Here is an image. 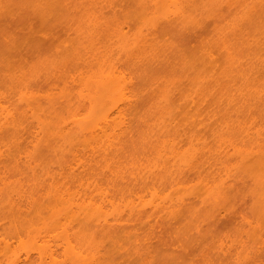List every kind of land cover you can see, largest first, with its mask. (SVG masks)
I'll return each instance as SVG.
<instances>
[{
	"label": "rangeland",
	"instance_id": "rangeland-1",
	"mask_svg": "<svg viewBox=\"0 0 264 264\" xmlns=\"http://www.w3.org/2000/svg\"><path fill=\"white\" fill-rule=\"evenodd\" d=\"M140 1L0 0V264H264V212L255 197L264 168L252 162L264 157V150L259 151L264 144V13L256 11V0H163L167 7L161 0ZM145 2L159 18L153 20L154 11L143 9ZM244 2L249 4L240 6L237 14L229 13L230 6ZM160 4L182 12L170 7L163 15ZM170 15L179 17L166 21ZM232 19L240 24L235 32ZM232 31L237 32L234 37L228 34ZM227 36L239 50L231 48L233 58L221 46ZM99 68L118 70L112 73L133 85H126L131 110L125 105L124 113L129 112L124 119L129 121L115 122L127 132L116 133L118 143L110 136V146H100L103 151L98 152V144L97 151H80L86 167L78 177L59 172L58 166L52 177L39 167L33 173L21 161L26 157L18 156L41 151L44 139L37 140L38 134L36 146L41 147L28 144L36 143L37 120L68 116L60 93L78 99V93L83 94L81 87L72 86L74 80L76 85L88 77L89 83L104 73ZM64 83L72 88L64 89ZM76 100L71 101L73 109L86 120L87 109ZM159 108L168 110V120ZM7 118L12 123H6ZM13 120L23 124L20 127L27 125L25 132L21 128L24 133L19 127V135L12 132L17 126ZM240 127L249 135L241 134ZM241 156L251 164H242L246 159ZM50 158L41 168L50 170ZM54 177L56 182L50 183ZM51 184L89 213H75L70 226L68 218L61 219L60 205L54 210L60 218L52 217L51 208L60 198H39ZM94 185L101 186L108 199L110 193L121 198L111 197L110 202ZM30 191L40 195L35 202L21 196ZM48 202L55 204H48L49 212L39 219L38 210ZM61 210L65 216L66 209ZM105 221L109 225L103 227ZM66 224L69 227L62 229ZM41 243L43 257L36 249Z\"/></svg>",
	"mask_w": 264,
	"mask_h": 264
},
{
	"label": "bare ground",
	"instance_id": "bare-ground-1",
	"mask_svg": "<svg viewBox=\"0 0 264 264\" xmlns=\"http://www.w3.org/2000/svg\"><path fill=\"white\" fill-rule=\"evenodd\" d=\"M140 1V0H139ZM143 1V0H142ZM155 1V0H154ZM158 1V0H157ZM162 2H161V4L163 3L164 5H165V3H167L168 1H163V0H161ZM236 2L238 1V0H235ZM256 1H258L257 3H258V5H259V8H258V10H256V9H254V10H256L257 12H260V13H264V4L262 5V4H259V2H262L261 0L259 1V0H256ZM256 1H252V3H255ZM147 2V1H146ZM146 2H145V4H146ZM153 2V1H152ZM160 2V1H159ZM165 2V3H164ZM140 3H141V1H140ZM139 3V4H140ZM156 2H154V4H155ZM170 3V2H169ZM172 3V2H171ZM170 3V4H171ZM177 3V2H176ZM175 3V4H176ZM251 3V5H253V7H254V5L255 4H252ZM143 4V3H142ZM150 4V3H149ZM152 4V3H151ZM160 4V5H161ZM170 4H168V5H170ZM243 4H249V3H242V4H239V5H233V7L232 6H230V9H229V13H233V14H235L236 13V11H238L239 9L238 8H240V6H242ZM160 5L158 6V5H154V6H156V7H159L160 8ZM167 5V4H166ZM165 5V7H167ZM251 5H250V7H251ZM257 5V4H256ZM258 5L255 7V8H257L258 7ZM147 6V4L146 5H144L143 6V9L145 8ZM149 7H146V8H148V9H151L150 8V6L152 7L153 5H148ZM171 6H173V4H171ZM170 6V7H171ZM161 7H162V9H163V7L164 6H162L161 5ZM165 7H164V12H161L162 10H160V12L161 13H163V15L164 14H167V13H165L166 11L168 12V11H170L171 12V10H168V9H170V7L168 8V9H165ZM177 7V6H176ZM178 7H179V5H178ZM152 8H154V7H152ZM231 8H233V9H231ZM143 9H141V10H143ZM148 9H144V10H148ZM171 9H172V11H181L180 9L178 10V9H174V7H171ZM139 10H140V8H139ZM143 10V11H144ZM152 10V9H151ZM166 10V11H165ZM252 10V9H251ZM152 11H154V14H157V13H155V11H157V10H152ZM152 11H151V13H152ZM174 11V12H175ZM248 11V10H247ZM141 12V11H140ZM170 12H169V14H170ZM182 12V11H181ZM179 13L180 14V16L182 15V13ZM246 12V11H245ZM249 12V11H248ZM248 12H246L247 14H248ZM145 13V12H144ZM143 13V14H144ZM176 14L178 13V12H175ZM140 15L142 14V13H139ZM145 14H147V13H145ZM154 14H151L152 15V19L153 18H156V17H158V15L159 14H157V16H154ZM169 14L168 15H166V16H168L169 17ZM174 14V13H173ZM175 14V15H176ZM237 14V13H236ZM251 14V13H250ZM257 14V13H256ZM142 16H144V15H142ZM165 16V20L167 21H170L171 20V16H174V15H170V19L169 18H167ZM147 17V16H146ZM149 17V16H148ZM175 17V16H174ZM178 17H179V15H178ZM178 17H175V18H172V20L170 21V22H174L173 20L174 19H176V18H178ZM222 17H225V15L224 16H221V18ZM143 18H145V17H143ZM159 18V17H158ZM157 18V19H158ZM161 18V17H160ZM164 19V18H163ZM226 20H224V21H226V23H227V18H225ZM153 20H155V19H153ZM233 21V19L230 21V22H232ZM234 21L236 22V18H234ZM234 21H233V23H232V25H234V27H235V25H236V28H233L232 26H231V28H233L234 29V32L236 31L235 29H239V28H237L238 27V25H240V24H234ZM237 21H238V19H237ZM156 22V21H155ZM166 23V24H172V23ZM154 23V22H153ZM226 23H225V26H226ZM229 24V23H228ZM199 26V25H198ZM240 27V26H239ZM199 28V27H198ZM201 28H202V26H201ZM226 28V27H225ZM233 29H230L229 31H231V30H233ZM239 31V30H238ZM229 34V36L230 35H232L233 37H234V35L233 34H237V32L236 33H233V31H232V34H230V33H228ZM235 36H238V35H235ZM233 37H225L223 40H222V43H221V46L222 47H224V49L227 51L226 53L228 54V56H230L231 58H233L232 56V52H230L232 49L231 48H233L232 47V45H231V40H233L234 38ZM233 43V42H232ZM235 43V42H234ZM236 45V44H235ZM235 49H236V47H234ZM237 50V49H236ZM236 50H235V52H236ZM237 51H239V50H237ZM234 54V53H233ZM236 54H238V53H236ZM240 55V54H239ZM238 55V56H239ZM229 58V57H228ZM234 58H236V55H235V57ZM239 58V57H238ZM78 59L79 60H81L82 62H84L83 64L84 65H86L85 63V60H84V58L82 59V57L81 56H79L78 57ZM230 59V58H229ZM78 60V61H79ZM234 60H236V62H237V59H234ZM228 63H234V62H230V61H228ZM238 63V62H237ZM78 64L80 65L81 63H79L78 62ZM77 64V65H78ZM229 64V65H230ZM236 64V63H235ZM235 64L233 65V66H235ZM82 65V64H81ZM103 68H104V66H102ZM106 67V66H105ZM112 67V66H111ZM111 67H110V69H111ZM237 67V66H236ZM261 67H263V66H261ZM232 68V67H231ZM91 69V68H90ZM93 69V68H92ZM92 69H91V71H92ZM100 69V68H99ZM106 69V68H105ZM110 69H106L107 71L108 70H110ZM229 69H230V67H229ZM233 69V68H232ZM234 69H235V67H234ZM261 69V68H260ZM264 69V68H263ZM100 70H102V69H100ZM106 70H105V72L102 70L101 72H104L103 74H101V75H98V77H94L95 79H93V77L91 78V81L88 83V81H87V83L85 82V80H87V78L88 77H86V79H81V80H84L83 82L84 83H82L81 81V84H79L80 82H78V84H76V85H74L75 83H76V80H74L75 81V83L74 82H72V83H74L72 86H76V87H81L80 89L81 90H84L85 91V89L87 90V91H85L84 93H83V91H81L80 90V92H82V96H83V98H82V96H80L81 95V93H78V99H79V97H80V99L78 100L77 98V100L75 99V95L73 96V95H66V94H64L62 91H63V89H62V93H60V96H61V94L63 95V102H66L67 103V111H68V113H69V115L68 116H61L60 118H57V117H55V116H52V115H46V116H44L45 117V119L47 120V119H53L52 121H42V120H37V124H38V128H39V131H38V128L36 127L35 128V133H34V131H33V140H34V142H36V143H34V145L33 144H31V143H28V144H30V146L32 145V147L31 148H36V147H38L37 149H39V147H41V146H36L37 145V141L35 140V138L38 136V138H37V140L38 139H41V140H43L44 139V141H42V142H40V141H38V142H40V143H42V147L40 148V150L42 151L44 148H45V152L47 151L48 152V154H47V152L46 153H44V151H42L43 153H41V151L39 152V150H37L36 152H38V153H34V151H33V154L32 153H30L29 151V155H24V154H27L28 152H24V151H27L26 149L25 150H19L20 152H24V153H22L23 155H20V156H18V160H19V157H21L22 156V158L25 156L26 158H24V159H21V161H22V163H24V165L25 166H27V165H30V167L29 166H27L29 169L31 168V170L33 171V173H34V171H35V167H39L40 168V171L42 172L43 171V169L44 170H46L45 171V176H48V177H52V176H55V175H53V174H55V172H57L58 171V167H59V172H61V173H64V172H68V173H70L73 177H78V171H80V169L81 170H85V167H86V165H85V163H84V161H82L81 160V158H80V151H82V150H84V149H86V148H88L87 149V151H91V152H94L95 150L97 151V149L100 147V146H105V147H107L106 145H104V144H107V143H109V142H107V141H110L109 139H111V138H115L116 139V133L117 134H119V135H121L119 132H123V131H125V132H127V130L125 129V127H122V125L120 126V124H118L119 123V121H120V123L122 122L121 121V119L120 118H122L123 119V121L125 120L124 119V116L131 110V109H129V107H130V104H129V102H128V104H126V99H128V93L126 94V85L127 84H129L130 82L128 81V82H124L125 80H123V79H121V77H119V76H117V74H114V73H112V72H115V69H114V71L113 70H110V72H106ZM117 70V69H116ZM96 71V70H95ZM95 71H93L94 73H96ZM99 71V70H98ZM230 72H231V70H229ZM228 71V72H229ZM239 71V70H238ZM237 71V73L239 74V72ZM90 72V71H89ZM100 72V73H101ZM118 72H120V71H118L117 70V72H115V73H118ZM228 72H226V76H230L231 74H234V73H230V75H228L227 73ZM88 73V72H87ZM98 73V72H97ZM81 74L83 75V72H81ZM93 74V73H92ZM82 75H80V76H82ZM119 75H121V76H123L122 74H119ZM84 76V75H83ZM87 76V75H86ZM93 76V75H92ZM95 76V75H94ZM232 76V75H231ZM234 77H235V74L233 75ZM236 76H237V74H236ZM239 76H241V73H240V75H238V77ZM244 76V75H243ZM242 76V77H243ZM89 77H91V75H89ZM75 78V77H74ZM79 78V77H78ZM82 78V77H81ZM84 78V77H83ZM230 78V77H229ZM89 79V78H88ZM230 79H232V78H230ZM235 78H233V80H234ZM235 81V80H234ZM233 82V81H232ZM86 83V84H85ZM125 83V84H124ZM65 84V83H64ZM78 85V86H77ZM84 85V86H83ZM86 85V86H85ZM129 85H131V86H133L132 84H129ZM65 86H67L68 88H70L71 86L70 85H67V84H65L64 85V87ZM83 86V87H82ZM63 87V88H64ZM67 87H65L64 89H68ZM74 87H73V89H74ZM72 88V87H71ZM84 88V89H83ZM128 88V87H127ZM133 93V92H132ZM135 93V92H134ZM133 93V94H134ZM85 94V95H84ZM66 95V96H65ZM70 96H72V97H70ZM166 96V95H165ZM51 98V97H50ZM55 98V97H54ZM163 98L164 97H162V102H166V99H164V101H163ZM168 98V97H167ZM56 99V98H55ZM76 100V101H74V103H77V105L78 106H82V107H84L85 109H87V112H88V114H85V112H83L84 113V115L83 116H85L84 118H86V120H83V119H79V118H82V116L81 117H79V116H77L78 114L74 111V110H76V108H74L73 109V107H74V105L72 104V100ZM51 100V99H50ZM229 100H232V99H229ZM46 101H48V100H46ZM55 101H57L58 102V100H55ZM72 101V102H71ZM168 101V100H167ZM233 101V100H232ZM162 102H161V104H162ZM49 103H52V101L51 102H49ZM48 103V104H49ZM54 104V103H53ZM52 104V106H54ZM59 104V103H58ZM133 104V103H132ZM167 104V105H166ZM165 105L167 106V107H169L168 105V103H166ZM50 105V104H49ZM125 105H128V107H127V109L129 110L127 113H124V110H125ZM77 106V107H78ZM108 106V107H107ZM132 107H133V105H131ZM159 106V105H158ZM157 106V107H158ZM161 106V105H160ZM163 107H164V104L162 105ZM39 108V110H42V109H40V108H42L41 106L39 107V106H35V108ZM65 107V108H66ZM76 107V106H75ZM162 107V108H163ZM37 108V109H38ZM48 107H46V109H47ZM56 108V107H55ZM162 108H159L160 110L162 109ZM49 109V108H48ZM47 109V110H48ZM158 109V108H157ZM165 109H170V108H165ZM43 110H45V108H43ZM78 110V109H77ZM163 110V109H162ZM161 110V111H162ZM71 111H73V113L71 112ZM156 111H158V110H156ZM165 111H168V110H165ZM165 111L163 110V114H165V115H163V117L162 118H164V120H165V117H166V119L168 120V115L169 114H167V116H166V113H165ZM169 111H171V110H169ZM46 111H44L43 113H45ZM49 112V111H48ZM51 112H53L52 110H51ZM75 112V113H74ZM79 112H81V111H79ZM126 112V111H125ZM43 113H41V114H43ZM53 113H56V111L55 112H53ZM171 113V112H170ZM39 114V113H38ZM46 114V113H45ZM40 115V114H39ZM80 115V114H79ZM123 115V116H122ZM157 115V114H156ZM49 116H51V117H53V118H48ZM119 116H122V117H119ZM37 117H42V115L41 116H38L37 115ZM47 117V118H46ZM55 117V118H54ZM75 117H77V118H75ZM116 117H118V121H117V118ZM126 117V116H125ZM159 117H161V114H160V116ZM159 117H157L159 120H160V118ZM13 117H11V119H12ZM35 118H36V115H35V117H34V120H35ZM162 118H161V120H160V122H163L162 121ZM1 119V118H0ZM3 119V118H2ZM54 119H58L57 121H55ZM5 120H6V118H5ZM115 120V121H114ZM14 121V120H13ZM126 122L127 121H129V120H125ZM12 123V121L10 120V118H7V121H6V123ZM33 123L35 122V121H32ZM32 122H31V124L29 123L28 125H32ZM115 122H118V123H114ZM158 123V125H160L161 123ZM14 123H16L15 121H14ZM129 123V122H128ZM113 124H114V126H116L117 127V130L116 129H114L113 127H111V126H113ZM121 124H126V123H121ZM15 125H17V126H13V125H11V126H13L15 129L16 128H20V130L22 131L24 128H27V125H25L24 127H20L21 125H23V124H21L20 126H18V123H16ZM129 125V124H128ZM118 126H119V128H122V130L120 129V131H119V129H118ZM130 126V125H129ZM162 126V125H161ZM32 128H34L35 126H34V124H33V126H31ZM30 127V128H31ZM126 127H127V125H126ZM21 128H23V129H21ZM129 129H131V127H128ZM159 128V127H158ZM157 128V129H158ZM263 128V127H262ZM15 129H13L12 130V132L13 133H16L15 131H17V129L15 130ZM160 129H162V128H159L158 130L159 131H161ZM9 130H11V129H9ZM19 130V129H18ZM27 130V129H26ZM117 132H116V131ZM262 130V129H261ZM260 130V131H261ZM264 130V129H263ZM7 131V130H6ZM21 131H20V133H21ZM38 131V132H37ZM165 131V130H164ZM241 134L242 133H245L246 135H249V132H247V130L246 129H244V128H242V127H240L239 128V130H238ZM11 132V133H12ZM19 132V131H18ZM17 132V133H18ZM23 132V131H22ZM24 132H25V129H24ZM23 132V133H24ZM27 132H28V130H27ZM27 132L25 133V134H27ZM114 132H115V134H114ZM124 132V133H125ZM129 132V131H128ZM13 133L11 134V135H13ZM16 133V134H17ZM123 133V134H124ZM257 133V132H256ZM29 134V133H28ZM35 134H38L36 137L34 136ZM244 134V135H245ZM254 134V133H253ZM261 134H262V131H261ZM17 135H19V133L17 134ZM113 135V136H112ZM118 135V139L122 136H119ZM245 135V136H246ZM257 135V134H256ZM109 136V138H107ZM110 136H112L111 138H110ZM259 136V135H258ZM22 137H23V135H22ZM106 138V139H104V138ZM260 137V136H259ZM264 138V137H263ZM262 138V139H263ZM17 140H18V138H16ZM20 139V138H19ZM75 139V140H74ZM105 140V141H103V140ZM115 139H113L114 141H115ZM22 140V139H21ZM102 140V141H101ZM45 141H46V143H45ZM116 141H117V139H116ZM116 141H115V143H116ZM262 141H264V140H262ZM21 142H26V138H25V141H21ZM99 142V143H98ZM100 142H101V145H99L100 144ZM105 142V143H104ZM258 142H261V138H260V141H258ZM44 143V144H43ZM93 143V144H92ZM95 143V144H94ZM117 143H118V141H117ZM24 144V143H23ZM96 144H98V148H97V145ZM20 144H19V142H18V145L17 146H15V147H17L18 148V146H19ZM38 145H41V144H39L38 143ZM92 145L94 146V148L92 147ZM107 145H109L110 146V144H107ZM260 145L261 146H263L264 144H261L260 143ZM23 146H25V145H23ZM22 146V147H23ZM96 146V147H95ZM257 146H259V144L257 143ZM261 146H259L261 149L259 150V151H261V150H264V149H262L263 147H261ZM22 147H20V148H22ZM258 147V148H259ZM257 148V149H258ZM47 149V150H46ZM102 149H104V147L102 148V147H100V149H98V152H99V150H101V151H103ZM256 149V150H257ZM32 150V149H31ZM93 150V151H92ZM86 151V150H85ZM51 152H52V156H51ZM258 152V151H257ZM16 153H18V152H16ZM50 153V154H49ZM55 153V154H54ZM253 153V152H252ZM258 153H261V152H258ZM263 153V152H262ZM18 154H20V153H18ZM255 154V153H254ZM264 154V153H263ZM1 155V154H0ZM17 155V154H16ZM31 155V156H30ZM41 155H44V156H41ZM45 155H48V156H45ZM54 155V156H53ZM249 155H251V154H249ZM248 155V156H249ZM256 155H258V154H256ZM49 156H51V157H54V158H50ZM100 157H102L101 155H99ZM12 157V156H11ZM44 157V158H43ZM47 157H49L50 158V160L49 161H51L52 162V164H50L49 166V169L50 170H48V168H46V167H48V166H46V167H44V168H41V167H43L42 165H43V162H45L46 160H48L47 159ZM242 158H245V157H243V156H241ZM259 157H262V156H260L259 155ZM43 158V159H42ZM46 158V159H45ZM56 158V159H55ZM250 158H252L251 156H250ZM249 158V160L251 161V159ZM25 159H26V161H25ZM45 159V160H44ZM53 159H55L54 161H53ZM246 159V158H245ZM248 159V158H247ZM244 160L243 162H242V164L243 163H245V161H247L248 162V160ZM24 161V162H23ZM49 161H47V162H49ZM51 162H49V163H51ZM56 164H55V163ZM252 162H254L253 163V165H256V166H261V167H263L264 168V157H262V158H258V159H255V161H252ZM247 164V163H246ZM245 164V168H249V170H251V171H254V170H252V169H250L251 167H254L253 165L251 166V165H249V166H247ZM248 164H251V162H248ZM52 165H54V166H52ZM58 166V167H57ZM33 167V168H32ZM56 167V168H55ZM244 167V166H243ZM39 168H36L37 170L36 171H38V172H40L38 169ZM46 168V169H45ZM257 168V167H256ZM256 168H254V169H256ZM34 169V170H33ZM48 170V171H47ZM51 170H53V172L51 171ZM54 170H57V171H55L54 172ZM246 171H248V169H246ZM262 171V170H261ZM47 172H49L48 173V175H47ZM52 172V173H51ZM249 172V171H248ZM259 172V171H258ZM43 173H44V171H43ZM52 174V175H49V174ZM60 173V174H61ZM252 173H254V172H252ZM260 174V173H259ZM254 176V175H253ZM255 177V176H254ZM35 177H33V179H34ZM258 178V177H257ZM256 178V179H257ZM37 179L39 180V178L37 177ZM53 179H55V177L54 178H51V180H50V183H51V181L53 182V184L56 182L55 180V182L53 181ZM56 180H57V178H56ZM40 181H41V179H40ZM39 181V182H40ZM254 183H255V180L253 181ZM80 183H83V182H80ZM258 185H255V187L257 188L258 186H260V187H258L257 189H259L258 191H256L254 194L255 195H257V196H255L257 199H259V205H260V208H261V212H264V178L262 177V176H260L259 177V179L257 180V182H256ZM84 184V183H83ZM36 185V183H34V185L33 186H35ZM37 186H38V184H37ZM52 187V188H51ZM33 188H37V187H33ZM53 188H55L52 184L50 185V190L49 191H47L46 193H43V194H40V195H43V196H40V195H38V193H36L35 191V193L33 194L32 193V191H30V192H28V193H31L29 196H28V194H26V193H21L22 195L21 196H24V198H30V200H32V201H34L35 202V200L38 198V196H40L39 198H41V197H47V200L49 199H55L56 201H58L59 200V198H60V202H57L56 204H55V206H53L52 205V203H47V205H45L42 209L40 208L39 210H41V211H39L38 210V214L40 215V216H38V218L40 219V218H43V217H45V215H43V214H45L44 212H49V211H46V208H49L50 206L49 205H51V209L53 210L52 212H53V216L52 217H54V218H60V216H57V215H59V213H57V211L55 212L54 210L55 209H59L60 207H57V206H60L61 205V207L62 208H60L59 209V212L61 213L60 215H61V217H64V218H61V219H66V218H68L67 220H69L70 222H68L67 224L69 225L70 224V226H71V224H72V222H74V219H69V218H72L74 215H75V213L77 214H81V212H83V213H85V215L86 214H88L89 212H88V210H86V209H89V208H83L82 209V207L81 206H83V205H81V206H79L78 204H76V202H78V201H76V200H72L70 197H69V195H66V196H63V195H61V193L62 192H59V191H57V190H59V189H56V191H55V189H53ZM38 189V188H37ZM51 189H53L52 191H51ZM97 190L98 191V195L100 194V196L102 197V198H104L105 199V197L107 198L108 196H106V191H102V188H101V186H97V185H94L93 186V190ZM93 190L91 189L90 190V192H93ZM37 192H39V190L37 191ZM116 192V191H115ZM118 193V192H117ZM116 193V196H118V194ZM27 196H26V195ZM107 194H109V193H107ZM112 194V195H111ZM119 194H121L120 192H119ZM110 195H111V197H115V193H114V196H113V193H110ZM37 196V197H36ZM64 197V198H63ZM69 197V198H68ZM111 197H109V199L107 198V200H109L110 201V198ZM57 198V199H56ZM64 199L65 201H66V203L67 204H65V205H62L61 204V200L62 199ZM65 198H67V200L65 199ZM116 198H121V196L120 197H115V199ZM255 198V199H256ZM35 199V200H34ZM112 199L113 198H111V201H112ZM70 201V200H72V203H71V201H70V204H68L69 202H67V201ZM53 202H54V200H52ZM55 201V202H56ZM76 201V202H75ZM110 201V202H111ZM62 202H64L63 200H62ZM114 202V201H113ZM58 203H60V204H58ZM49 204V205H48ZM75 204V205H74ZM66 205H68V206H66ZM64 206H66V208L64 207ZM75 206L77 207V208H79V212H78V209L76 208V210H75ZM46 207V208H45ZM54 207H57V208H54ZM64 207V208H63ZM45 208V209H44ZM256 208V207H255ZM257 208H259V207H257ZM61 209H63V211L65 210V216H68V217H65L64 216V214L61 212L62 210ZM86 210V211H85ZM257 210V209H256ZM51 211V210H50ZM257 211H259V210H257ZM88 212V213H87ZM260 212V211H259ZM41 213V214H40ZM46 213V214H47ZM57 216H55V215ZM41 215H42V217H41ZM259 215H260V213H259ZM71 216V217H70ZM262 216V215H261ZM57 218V219H58ZM74 218V217H73ZM61 219L59 220V222H58V224L60 225V222H61ZM76 219H78L79 220V218H76ZM75 219V220H76ZM72 220V221H71ZM105 224H102V226L103 227H106L107 225H109L108 223H107V221H105L104 222ZM56 224V223H55ZM65 225V227H64V225L61 227L62 229H66V227L68 226V225ZM53 225V224H52ZM62 225V224H61ZM55 226V225H54ZM56 227V226H55ZM58 227V226H57ZM69 227V226H68ZM42 244V243H41ZM40 244V245H41ZM37 245V244H36ZM38 246V245H37ZM38 248H40V246L39 247H36V249H37V254L39 255V256H44L46 253L43 251V250H45L44 249V247H43V244L41 245V248L40 249H38ZM50 255H52L51 253L49 254V256ZM52 257V256H51ZM20 262H22L21 260H20ZM16 263V261L14 262V264ZM17 264V263H16Z\"/></svg>",
	"mask_w": 264,
	"mask_h": 264
}]
</instances>
